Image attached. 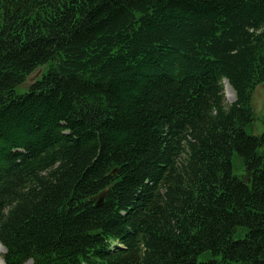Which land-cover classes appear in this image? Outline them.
I'll return each mask as SVG.
<instances>
[{
  "label": "trees",
  "instance_id": "16d2710c",
  "mask_svg": "<svg viewBox=\"0 0 264 264\" xmlns=\"http://www.w3.org/2000/svg\"><path fill=\"white\" fill-rule=\"evenodd\" d=\"M263 83L264 0H0L4 263L264 264Z\"/></svg>",
  "mask_w": 264,
  "mask_h": 264
},
{
  "label": "rangeland",
  "instance_id": "374dc122",
  "mask_svg": "<svg viewBox=\"0 0 264 264\" xmlns=\"http://www.w3.org/2000/svg\"><path fill=\"white\" fill-rule=\"evenodd\" d=\"M42 72L43 68L34 72L23 85L17 88L18 94L27 92L29 86L41 76ZM225 97L227 102L229 103H233L235 101V95L233 96L232 94L227 93L226 90ZM252 109L254 113V124L252 129H250V132L253 135H261L264 132V83L259 85L253 93ZM233 170L234 174L237 176H242L245 173L242 162L237 155L234 156ZM5 252L6 249L4 250V253L0 254V264H2L1 261L3 260V255L5 254ZM25 264H28V262H26Z\"/></svg>",
  "mask_w": 264,
  "mask_h": 264
},
{
  "label": "bare ground",
  "instance_id": "6f19581e",
  "mask_svg": "<svg viewBox=\"0 0 264 264\" xmlns=\"http://www.w3.org/2000/svg\"><path fill=\"white\" fill-rule=\"evenodd\" d=\"M225 90H226L227 93H230V94H232L234 96V92H233L232 88L230 87V85L228 84L227 81L225 82ZM2 253H4V248L0 245V254H2ZM1 263L4 264L3 260L1 261ZM32 263H33L32 261L28 262V264H32Z\"/></svg>",
  "mask_w": 264,
  "mask_h": 264
},
{
  "label": "water",
  "instance_id": "95a60500",
  "mask_svg": "<svg viewBox=\"0 0 264 264\" xmlns=\"http://www.w3.org/2000/svg\"><path fill=\"white\" fill-rule=\"evenodd\" d=\"M105 194H106V191H104L100 195H98V197H97V199H98L97 205L98 206L102 205ZM4 250H5V248H4Z\"/></svg>",
  "mask_w": 264,
  "mask_h": 264
}]
</instances>
